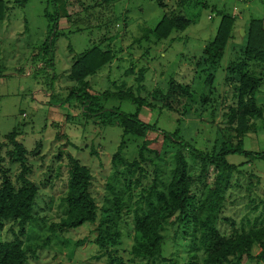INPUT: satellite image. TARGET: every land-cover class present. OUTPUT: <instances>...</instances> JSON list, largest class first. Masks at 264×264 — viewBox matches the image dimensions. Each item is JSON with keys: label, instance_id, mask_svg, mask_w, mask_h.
Returning a JSON list of instances; mask_svg holds the SVG:
<instances>
[{"label": "rangeland", "instance_id": "rangeland-1", "mask_svg": "<svg viewBox=\"0 0 264 264\" xmlns=\"http://www.w3.org/2000/svg\"><path fill=\"white\" fill-rule=\"evenodd\" d=\"M3 1L8 9L0 20V154L3 166L10 169L15 180L20 164L8 154L11 146L5 136L16 130V140L27 150L26 162L30 166L27 175L39 189L34 204L37 221L26 224L22 239L43 245L37 248L35 255L28 254L25 264H106L108 258L94 243L96 224H83L62 232L56 227L55 231L49 229L61 215L59 203L66 190L68 155L90 168L91 191L100 207L106 180L112 175L111 158L122 138L125 141L122 154L129 160L138 158L144 139L152 140L144 149V156L159 162L160 167H172L171 155L178 146L167 142L159 131L144 136H123L120 126L94 123L85 115L78 96L65 97L74 86L67 76L72 56L97 45L104 50L110 49L111 61L87 77L90 94L116 92L117 86L126 84L127 88H133L135 95L157 103L152 109H141V119L165 132H176L189 144L209 151L226 138V130H221L220 109L226 105L224 97L229 98L224 83L226 68L237 63L240 57V37L232 38L226 46L216 65L214 80L210 81L206 68H203L204 73H199L197 63L215 35L219 12L234 17V28L236 24L241 25L240 34L243 24L254 19L263 20L264 0H199L197 5L182 9L190 20L187 28L173 31L159 41L150 35L142 37L146 28L153 27L161 18L162 10L156 0ZM54 18H57L56 23L50 21ZM46 40H53V51L47 54L42 49ZM132 67L133 73L127 75L126 70ZM142 67L147 68L144 88L137 93L135 76ZM261 70L264 75V64ZM171 78L192 86L193 97L203 101L202 105H195L196 109L192 108L188 113L186 107L190 102L186 99L181 110L161 108L163 101L154 95V90L165 92ZM259 90L256 99L262 103L264 86ZM103 103L118 107L124 113L136 111V106L126 99L114 98ZM173 106L177 107V103ZM249 134L244 137V147L263 151L264 131L259 129ZM156 153L163 159L156 160ZM184 154L193 179L198 182L194 186L197 190L201 186L200 169L186 150ZM227 160L240 165L230 176L224 198L221 217L229 218V221H220L219 226L225 234L230 231V220L234 221V226L246 229L254 223L256 226L264 224V159L230 155ZM152 162H146L149 179L156 166ZM56 172L59 175L55 177ZM167 173H162L164 179H167ZM215 173V168L208 166L203 179L207 187L213 185ZM120 229L116 256H121L127 263L139 264L130 254L134 236L130 217L126 223H120ZM18 230L16 222H4L0 242L11 240ZM182 230L181 224L171 227L160 253L172 264H193L188 259V240L181 236ZM259 251L257 245L252 248L254 256ZM242 264L264 262L253 259L244 260Z\"/></svg>", "mask_w": 264, "mask_h": 264}, {"label": "trees", "instance_id": "trees-1", "mask_svg": "<svg viewBox=\"0 0 264 264\" xmlns=\"http://www.w3.org/2000/svg\"><path fill=\"white\" fill-rule=\"evenodd\" d=\"M25 1L27 0L18 3ZM156 2L162 10L161 18L153 27H147L142 37L147 38L150 35L155 41H159L167 38L173 31H183L187 28L190 20L182 13V9L197 5L199 0ZM7 9L6 2L0 0V20L5 17ZM219 14L220 20L215 35L204 48V55L196 66L199 73L207 70L210 81L214 80L216 65L223 57L226 46L232 38L235 39L234 17L223 12ZM50 21L56 23L57 18ZM52 41L44 42L42 46L44 53L53 51ZM241 42L237 63L226 68L224 83L228 88V91L227 89L225 91L229 98L224 97L223 103L226 105L220 109L223 126L221 130L222 132L226 130V138L209 151L189 144L176 132H165L141 119L139 115L141 109L144 107L152 109L157 103L135 95L133 88H127L126 84L117 86L116 92L90 94L87 77L97 73L111 61L110 49L104 50L97 45L72 56L67 76L74 86L69 88L65 97L69 99L78 96L85 115L94 123L120 126L123 136L127 134L144 136L148 132L159 131L167 142L176 144L178 148L171 155L172 167H160L159 162H152V158L144 156L143 151L152 140L144 139L138 158L129 160L122 154L125 145L122 138L111 158L112 175L106 180L100 207L91 191L90 168L68 155L66 190L59 203L61 215L58 222L51 223L49 229L55 231L56 227L62 232L76 229L83 224H96L94 243L108 258L106 264H134L127 263L121 256H116L115 247L120 244V223H126L129 217L134 235L130 254L132 259L139 261V264H172L171 260L162 257L160 252L164 238L176 224L183 226L181 236L188 240V259L193 264H242L244 260L253 259L264 262V224L256 226L254 223L246 229L234 226V221L230 220L228 234L219 226L220 221H229V218L221 217V213L230 176L240 165L234 163V160L231 163L227 157L242 155L249 156L250 159L253 157L264 159V150L253 151L244 147V137L250 135L249 133H256L259 129L264 131V97L262 103H258L256 99L260 87L264 86V75L261 70L264 64V25L261 19L247 23ZM146 69L139 68L136 73L137 93L144 88ZM133 71V67L129 68L126 74L130 75ZM165 90L163 92L155 89L154 95L162 99L161 108L169 111L181 110L186 99L190 102L186 107L188 113L192 108L196 109L195 105L200 106L203 103L199 98L193 97L195 92L187 83L171 78ZM114 98L129 100L136 106V111L124 113L118 107L103 103ZM173 103H177V107H174ZM259 122L261 124H258ZM17 135V131L13 130L5 136L8 145L11 146L8 154L12 160L20 164V171L15 180L10 174V169L3 166V157L0 154V229L4 222L13 221L18 224L19 230L11 240L0 242V264H25L28 254L35 255L37 248L43 245L22 239L24 233L26 234L24 231L26 224L37 221L34 204L39 189L27 175L30 171V166L26 162L27 150L16 140ZM184 150L200 169L201 186L197 190L194 186L198 182L193 179V174L189 170ZM155 159L162 160L163 157L156 153ZM148 160L156 165L151 179L146 169ZM210 165L215 168L216 173L213 185L207 187L203 179L206 178ZM167 171V179H164L162 173ZM58 173L56 172L55 177L59 175ZM178 232L179 229L177 234ZM256 245L260 247V251L254 256L252 248Z\"/></svg>", "mask_w": 264, "mask_h": 264}, {"label": "crops", "instance_id": "crops-1", "mask_svg": "<svg viewBox=\"0 0 264 264\" xmlns=\"http://www.w3.org/2000/svg\"><path fill=\"white\" fill-rule=\"evenodd\" d=\"M239 19H241V17L239 18ZM263 25H264V18H263ZM237 26L235 27V31H234V33H235V37H240V39L242 40V37L244 36V34H245V28H246V26H247V24L245 23V24H243V27H242V29L244 30V33H243V35H240V34H238V29H239V27L241 26L240 24L238 25V24H236ZM238 35V36H237ZM236 40H239V39H236ZM240 43H242V42H240Z\"/></svg>", "mask_w": 264, "mask_h": 264}, {"label": "water", "instance_id": "water-1", "mask_svg": "<svg viewBox=\"0 0 264 264\" xmlns=\"http://www.w3.org/2000/svg\"><path fill=\"white\" fill-rule=\"evenodd\" d=\"M239 33H240V35H243L244 30L243 29L239 30Z\"/></svg>", "mask_w": 264, "mask_h": 264}]
</instances>
